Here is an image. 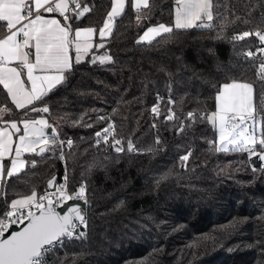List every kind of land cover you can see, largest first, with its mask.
<instances>
[{
  "label": "trees",
  "instance_id": "obj_1",
  "mask_svg": "<svg viewBox=\"0 0 264 264\" xmlns=\"http://www.w3.org/2000/svg\"><path fill=\"white\" fill-rule=\"evenodd\" d=\"M81 3L91 11L70 21L73 29L101 27L111 0ZM212 4L219 17L212 28L174 30L138 43L148 26L174 25L175 0H149L150 11L142 8L139 22L126 0L105 48H94L79 64L74 61L67 82L42 102L17 109L0 85V108L10 110L1 124L44 115L58 134L49 150L27 156L20 174H5L0 213L13 199L44 191L53 174L65 177L67 171L69 189L86 182L85 236L56 247L49 264H264L263 161L232 147L218 151L215 126L201 118L216 109L224 83L246 81L257 93L264 91L257 77L261 54L246 56L262 46L258 38L233 40L264 28V0ZM4 32L0 29V35ZM99 42L96 35L94 44ZM104 53L113 62H91ZM158 96L159 117L151 111ZM33 106L50 111L32 112ZM169 108L176 113L170 122L164 119ZM188 112L196 119L189 120ZM109 118L122 152L110 143L96 145L93 132ZM68 137L73 146L61 158L59 141ZM128 140L135 151L127 150Z\"/></svg>",
  "mask_w": 264,
  "mask_h": 264
},
{
  "label": "snow or ice",
  "instance_id": "obj_2",
  "mask_svg": "<svg viewBox=\"0 0 264 264\" xmlns=\"http://www.w3.org/2000/svg\"><path fill=\"white\" fill-rule=\"evenodd\" d=\"M130 3L136 10L138 22L142 8L150 11L149 0H130ZM175 5L174 25L160 24L149 27L138 43H151L158 37L172 34L174 30L212 28L214 19L219 18L214 17L212 0H175ZM125 8L126 0H111V8L102 27L73 29L70 21H78L85 13L91 11L88 6H82L81 0H0V29L6 31V34L0 37V85L7 91L15 107L27 110L34 102H42L57 86L65 84L73 67V50L75 63L79 64L94 48H105L104 40L111 35L116 19L121 17ZM44 13L59 14L64 23L55 16L47 18ZM244 23L250 21L245 20ZM261 23H264V17L261 18ZM97 32L100 42L94 44L93 37ZM252 36L258 38L260 45H264V28L244 31L234 36L233 40L244 41ZM257 53L261 54L257 77L258 81L264 84V46L257 47L256 52L248 51L246 56L255 58ZM13 61L17 62V66H9ZM91 62L104 65L113 62V58L104 53L93 55ZM25 70L30 88L26 87L22 79ZM161 99L158 96V103L151 109L157 117L161 115ZM215 100L216 111L201 118L211 121L214 126L218 125L221 146L217 150L228 151V146L231 145L232 150L247 152L249 157L256 156L264 161V128L259 134L256 132L258 122L264 121V91L257 93L252 83L233 80L221 86ZM169 103L174 102L169 100ZM9 111L7 108H0V117ZM31 111L48 113L50 109L47 106H33ZM187 117L189 120H195L196 113L188 112ZM99 119L104 120L106 117ZM164 119L173 121L176 119V113L169 108ZM21 123L22 134L15 121L0 126V182L5 174L11 178L22 172L26 163L22 159L23 153L37 152L36 146L39 145V153L42 154L49 150L50 143L54 145L57 142L58 134L47 120L24 119ZM48 128H52L51 136L45 134V129ZM183 128L184 124L181 122L179 130L183 131ZM95 135L97 146L101 142L108 144L111 136V146L115 151H124L122 140L116 138L112 124ZM13 136L18 137L15 148ZM59 143L63 145L65 141ZM66 143L69 148L73 146L71 139ZM127 150L135 151L131 140L127 142ZM189 155L191 153L181 157V161L186 162ZM6 156L11 157L10 166L4 162ZM30 163L35 165V161ZM67 182L66 171L64 183L57 185L55 192L38 197L37 192L33 190L30 195L11 201L10 210L0 217V264H46L48 255L63 238H73L76 235L77 222L87 227L79 204L68 206L63 214L56 210L57 206L63 208L70 200L88 202L85 184H81L76 192L69 194ZM48 183L49 186L53 185V181ZM15 224L23 227L4 238L5 233ZM84 236V232H79L76 238Z\"/></svg>",
  "mask_w": 264,
  "mask_h": 264
},
{
  "label": "built area",
  "instance_id": "obj_3",
  "mask_svg": "<svg viewBox=\"0 0 264 264\" xmlns=\"http://www.w3.org/2000/svg\"><path fill=\"white\" fill-rule=\"evenodd\" d=\"M157 103H158V102L154 103V105H156ZM154 105H153V106H154ZM153 106H152V107H153ZM109 124H112V125L114 126V120H113L112 118H109V119H108V122H107V124H106L104 127L99 128V129H97V130H95V131L93 132V135H94V138H95V142H96V135H95V134H96L97 132H101L104 128H107ZM262 128H264V122H262L260 128H258V129L256 130L257 134L260 133V131L262 130ZM114 134H115V133H114ZM46 135H47V136H51V133H46ZM115 136H116L117 139H119V137H118L116 134H115ZM69 139H71V140L73 141L72 137H68V138L62 140V141H65V143H64L63 145L60 146V154H63L64 150L68 147L66 141L69 140ZM111 140H112V137L110 136V137H109V143H110V144H111ZM101 143H103V142H101ZM103 144H105V143H103ZM139 151H140V150H139ZM64 178H65V177H58L57 174H53L52 176H50V177L47 179L45 190L42 191V192H40V193H37V196L39 197V196H43V195H45L46 193H52V192H55V188H56V186L64 183ZM49 181H53V185H52V186H49V183H48ZM81 184H85V185H86V182H85V181H81V182H79V183H78L73 189H69L68 182H67V190H68L69 194L76 192V191L79 189V187L81 186ZM86 189H87V186H86ZM86 198H87V190H86ZM86 204H87V203H86ZM57 207H58V206H57ZM8 210H10V204H9V205H8V206H7V207H6V208L0 213V217H2V214H3L4 212L8 211ZM33 210H35V209H33ZM85 218H86V222H87V216H86ZM86 228H87V227H85L84 225H80V224L77 222L76 235H75L73 238H67V237L63 238V239H62V240H61V241L55 246V248L58 247V246H61L62 243L65 242V241L68 240V239H79V238H76V236H78L79 232H84V233H86ZM55 248H54V249H55ZM54 249H53V250H54ZM53 250H52V251H53ZM51 253H52V252H51ZM51 253H50V254L48 255V257H47V262H46V264H49Z\"/></svg>",
  "mask_w": 264,
  "mask_h": 264
},
{
  "label": "crops",
  "instance_id": "obj_4",
  "mask_svg": "<svg viewBox=\"0 0 264 264\" xmlns=\"http://www.w3.org/2000/svg\"><path fill=\"white\" fill-rule=\"evenodd\" d=\"M175 7H176V5H175ZM111 8V7H110ZM44 15L47 17V18H52V16H55V18H57V19H60L57 15H55V14H48V13H44ZM174 21H175V10H174ZM61 23H63L62 21H61ZM160 24H164V23H158V24H153V25H150V26H148L147 28H149V27H156V26H158V25H160ZM165 26H169V25H167V24H164ZM102 26H103V24H102ZM101 26V27H102ZM79 27H89V26H79ZM91 27H93V26H91ZM77 28V27H76ZM147 28L146 29H144V31L142 32V34L140 35V37L144 34V32L147 30ZM6 34V31L2 34V35H0V37H2L3 35H5ZM96 35H98V32L94 35V37H93V43H94V38H95V36ZM99 36V35H98ZM18 39H22V37H18ZM33 52H34V49L32 50ZM72 60H73V62L75 61V53H74V50H73V52H72ZM33 59H34V57H32ZM85 58V57H84ZM83 58V59H84ZM9 66H17V62H15V61H13ZM22 79L25 81V84H26V87H28V88H30L31 87V85H30V83L27 81V78H26V70H25V75H23L22 76ZM232 82V81H231ZM231 82H227V83H231ZM238 82H246V81H238ZM225 84V83H224ZM11 98V97H10ZM214 111H216V109L214 110ZM213 111V112H214ZM35 119H45V120H47V118H46V116H44V115H39V116H37V117H35V118H31V119H28V120H35ZM22 120H24V119H22ZM22 120H20V121H18V120H15V119H12V120H9L8 122H6V123H11L12 121H15L16 123H17V125H18V127H20L21 128V134H22V130H23V124L21 123L22 122ZM48 121V120H47ZM49 123V122H48ZM5 124V123H4ZM4 124H1L0 123V126H3ZM10 131H13L12 129H9ZM47 133V130H46V132H45V134ZM13 148H15V144L18 142V137L17 136H13ZM39 145H37L36 147H38ZM32 153H34V152H28V153H23L22 154V159L23 160H25L26 161V163H27V156L28 155H30V154H32ZM13 155H14V152H13ZM10 160H11V157H8V156H6L5 157V161L4 162H6L7 161V163H8V165L7 166H10ZM26 163H25V165H24V167L26 166ZM0 186H1V182H0Z\"/></svg>",
  "mask_w": 264,
  "mask_h": 264
},
{
  "label": "water",
  "instance_id": "obj_5",
  "mask_svg": "<svg viewBox=\"0 0 264 264\" xmlns=\"http://www.w3.org/2000/svg\"><path fill=\"white\" fill-rule=\"evenodd\" d=\"M48 107V106H47ZM47 130V133H50L52 132V128H48L46 129ZM37 153H39V146L37 147ZM73 204H79L81 206V209H82V214L85 215V217L87 216V213H86V210H87V204L83 201V200H70L67 202V204L61 208V207H57L56 210L58 212H61V214H63L64 212L67 211V207L68 206H71ZM26 223V222H25ZM21 227H23V225H20V224H15L13 225L8 232L5 233V237L6 238L8 235H10V233L12 231H19L21 229Z\"/></svg>",
  "mask_w": 264,
  "mask_h": 264
},
{
  "label": "rangeland",
  "instance_id": "obj_6",
  "mask_svg": "<svg viewBox=\"0 0 264 264\" xmlns=\"http://www.w3.org/2000/svg\"><path fill=\"white\" fill-rule=\"evenodd\" d=\"M262 46H264V45H262ZM211 113H212V112H210L209 115H211ZM35 120H39V119H35ZM260 126H261V122H258L257 127H256V130H257L258 128H260ZM215 128H216V133H217V143H218V146L220 147L221 145H220V140H219V129H218V125H216ZM45 132H46V129H45ZM229 147H232V146L229 145L228 148H229ZM263 164H264V161H263ZM10 203H11V202H10Z\"/></svg>",
  "mask_w": 264,
  "mask_h": 264
}]
</instances>
